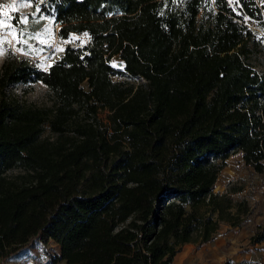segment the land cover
Masks as SVG:
<instances>
[{
    "label": "trees",
    "instance_id": "1",
    "mask_svg": "<svg viewBox=\"0 0 264 264\" xmlns=\"http://www.w3.org/2000/svg\"><path fill=\"white\" fill-rule=\"evenodd\" d=\"M257 1H40L58 38L86 41L44 68L9 48L0 62V261L42 233L52 263L176 264L181 243L238 223L244 201L213 184L232 152L263 172ZM34 82L47 104L10 91Z\"/></svg>",
    "mask_w": 264,
    "mask_h": 264
},
{
    "label": "rangeland",
    "instance_id": "2",
    "mask_svg": "<svg viewBox=\"0 0 264 264\" xmlns=\"http://www.w3.org/2000/svg\"><path fill=\"white\" fill-rule=\"evenodd\" d=\"M41 0H0V62L7 48L25 56L38 67H46L57 58L65 43L80 44L86 41L84 34L71 33L58 38L52 16L39 9ZM237 5L238 0H228ZM264 4V1H263ZM25 18L26 22H25ZM250 27L264 36V28L248 21ZM117 70V57L110 58ZM112 79H133L126 74L114 73ZM12 94L19 100L36 105L48 103L46 88L34 82L23 91L12 86ZM102 115V114H101ZM46 133V132H45ZM15 173L18 170H9ZM213 190L226 191L233 201L243 200L245 210L239 213V221L232 225L221 220L217 230L203 242L188 241L180 244L173 256L176 264H255L264 263V239L251 241L250 236L264 226V160L263 172L246 165L239 152L230 153L218 171ZM232 208L231 210H233ZM58 254V245L42 233H37L17 252L7 256L0 264H63L52 263Z\"/></svg>",
    "mask_w": 264,
    "mask_h": 264
},
{
    "label": "snow or ice",
    "instance_id": "3",
    "mask_svg": "<svg viewBox=\"0 0 264 264\" xmlns=\"http://www.w3.org/2000/svg\"><path fill=\"white\" fill-rule=\"evenodd\" d=\"M26 19H27V18H25V22H26ZM58 50H59V51H63V49H58ZM113 66L115 67V65H113Z\"/></svg>",
    "mask_w": 264,
    "mask_h": 264
},
{
    "label": "built area",
    "instance_id": "4",
    "mask_svg": "<svg viewBox=\"0 0 264 264\" xmlns=\"http://www.w3.org/2000/svg\"><path fill=\"white\" fill-rule=\"evenodd\" d=\"M255 2L257 3V5H258V1L257 0H255Z\"/></svg>",
    "mask_w": 264,
    "mask_h": 264
},
{
    "label": "water",
    "instance_id": "5",
    "mask_svg": "<svg viewBox=\"0 0 264 264\" xmlns=\"http://www.w3.org/2000/svg\"><path fill=\"white\" fill-rule=\"evenodd\" d=\"M119 64V62H117V65Z\"/></svg>",
    "mask_w": 264,
    "mask_h": 264
}]
</instances>
